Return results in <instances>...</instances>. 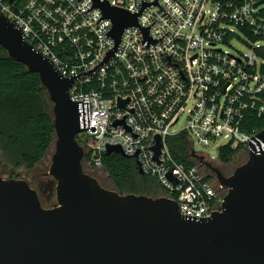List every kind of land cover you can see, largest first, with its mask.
I'll use <instances>...</instances> for the list:
<instances>
[{
    "label": "built area",
    "instance_id": "2783aa9c",
    "mask_svg": "<svg viewBox=\"0 0 264 264\" xmlns=\"http://www.w3.org/2000/svg\"><path fill=\"white\" fill-rule=\"evenodd\" d=\"M103 1L137 15L117 46L92 0H0V14L61 77L74 78L68 95L84 130L78 144L95 169L107 148L119 147L181 216L208 219L221 212L227 190L205 166L207 152L248 154L259 132L243 122L248 114L264 118V0ZM180 133L192 164L168 150L166 140Z\"/></svg>",
    "mask_w": 264,
    "mask_h": 264
},
{
    "label": "water",
    "instance_id": "95a60500",
    "mask_svg": "<svg viewBox=\"0 0 264 264\" xmlns=\"http://www.w3.org/2000/svg\"><path fill=\"white\" fill-rule=\"evenodd\" d=\"M92 2L111 21L109 36L117 46L137 15ZM0 47L38 75L52 104L55 138L47 174L56 183L55 204L46 209L26 181L0 175V264H264V130L229 177L205 164L227 193L221 212L189 220L172 200L119 194L85 173L77 142L84 130L68 95L74 78L61 77L1 14ZM110 154L127 158L119 147L107 148ZM138 174L144 176L139 167Z\"/></svg>",
    "mask_w": 264,
    "mask_h": 264
},
{
    "label": "trees",
    "instance_id": "16d2710c",
    "mask_svg": "<svg viewBox=\"0 0 264 264\" xmlns=\"http://www.w3.org/2000/svg\"><path fill=\"white\" fill-rule=\"evenodd\" d=\"M242 128L246 132H260L264 130V118L248 114ZM54 138L52 104L38 75L9 59L0 47V157L5 172L13 179L19 168L32 170L46 157ZM77 141L80 144L78 137ZM166 144L175 161L192 164L188 159L191 143L185 133L169 137ZM240 149L220 148L217 159L221 164H227ZM82 166L88 175L95 178L89 172L95 168L90 164L87 153H84ZM100 168L110 182V190L119 194L165 196L156 179L138 174L136 162L131 158L104 155Z\"/></svg>",
    "mask_w": 264,
    "mask_h": 264
},
{
    "label": "rangeland",
    "instance_id": "374dc122",
    "mask_svg": "<svg viewBox=\"0 0 264 264\" xmlns=\"http://www.w3.org/2000/svg\"><path fill=\"white\" fill-rule=\"evenodd\" d=\"M232 46L235 50L241 53H248V49L239 42H233ZM183 125V118L180 119L179 123L176 127H181ZM81 138L83 135H79ZM194 151L202 152L199 146H193ZM53 153V145L50 147L46 157L32 170H27L25 168H19L15 171V177L13 179L24 180L29 186L39 193L40 203L43 204V207L48 209L51 208L55 204V183L52 181L53 179L47 174L50 167V158ZM208 153V157L212 160L211 165L217 168L221 173L225 175H231L235 168L244 164L248 159V154L245 150L240 149L236 151L230 162L227 164H221L217 159V149L214 148L210 150ZM84 170V169H83ZM85 172V170H84ZM99 183L110 189L111 185L108 181L106 174L101 170V168H97L89 171ZM86 173V172H85ZM0 175L5 179H11L9 174L5 172L3 164L1 162L0 157ZM160 194H152V197L158 198Z\"/></svg>",
    "mask_w": 264,
    "mask_h": 264
},
{
    "label": "flooded vegetation",
    "instance_id": "af4514ba",
    "mask_svg": "<svg viewBox=\"0 0 264 264\" xmlns=\"http://www.w3.org/2000/svg\"><path fill=\"white\" fill-rule=\"evenodd\" d=\"M221 173V172H220ZM223 177H229L230 175H225L223 173H221Z\"/></svg>",
    "mask_w": 264,
    "mask_h": 264
}]
</instances>
